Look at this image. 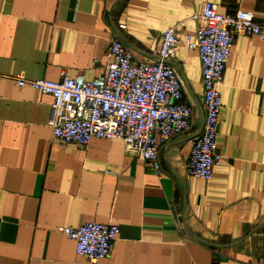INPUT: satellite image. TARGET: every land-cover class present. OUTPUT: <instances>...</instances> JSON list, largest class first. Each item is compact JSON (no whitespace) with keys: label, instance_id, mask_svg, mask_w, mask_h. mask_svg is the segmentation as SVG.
<instances>
[{"label":"crops","instance_id":"0c3cea01","mask_svg":"<svg viewBox=\"0 0 264 264\" xmlns=\"http://www.w3.org/2000/svg\"><path fill=\"white\" fill-rule=\"evenodd\" d=\"M206 2L264 20V0H0V264H92L56 230L92 221L119 228L95 264H264V40L233 37L209 181L185 172L203 109L198 52L182 42L170 64L192 127L161 145L160 178L121 139L58 144L51 98L9 78L97 77L114 33L156 61L163 31L194 36Z\"/></svg>","mask_w":264,"mask_h":264},{"label":"built area","instance_id":"2783aa9c","mask_svg":"<svg viewBox=\"0 0 264 264\" xmlns=\"http://www.w3.org/2000/svg\"><path fill=\"white\" fill-rule=\"evenodd\" d=\"M194 36L180 41L167 27L152 52L156 61H139L117 34L109 39L105 72L92 79L61 74L58 81L9 77L17 87L28 86L51 98V138L60 145L86 146L92 139H121L124 150L147 163L159 178V149L192 127L193 109L184 98L181 81L170 60L177 45L198 52L202 84V128L193 140L185 172L211 180L221 162L216 136L221 110L219 86L235 34L264 40V20L250 11L217 12L206 2ZM125 29L124 25H119ZM2 77V76H0ZM5 77V76H4ZM158 136L156 140L155 136ZM73 243L76 257L95 264L105 259L119 233L114 224L87 222L76 228L57 227Z\"/></svg>","mask_w":264,"mask_h":264}]
</instances>
